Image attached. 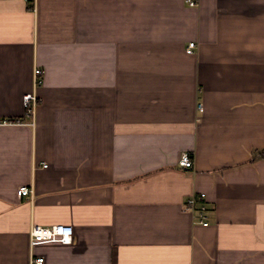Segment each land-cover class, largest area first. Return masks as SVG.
Wrapping results in <instances>:
<instances>
[{"label":"crops","instance_id":"crops-1","mask_svg":"<svg viewBox=\"0 0 264 264\" xmlns=\"http://www.w3.org/2000/svg\"><path fill=\"white\" fill-rule=\"evenodd\" d=\"M262 152L264 0H0V264H264Z\"/></svg>","mask_w":264,"mask_h":264},{"label":"built area","instance_id":"built-area-1","mask_svg":"<svg viewBox=\"0 0 264 264\" xmlns=\"http://www.w3.org/2000/svg\"><path fill=\"white\" fill-rule=\"evenodd\" d=\"M23 1H32L35 3V0H23ZM190 4L194 2L190 1ZM194 42L188 43V49L194 47ZM42 70L38 67L34 68V80L33 85L37 87L41 84L40 75ZM38 96L35 91L27 92L22 96V104L25 109V116L30 118L28 123H34L35 112L38 104ZM199 110L202 109L201 104L198 105ZM15 123H23L22 119L12 120ZM178 164L183 168H192L193 167V156L190 151L182 152ZM30 188L27 186H21L17 190L19 196L26 195L30 193ZM184 208L189 210L195 222L207 226L209 224L208 214H207V205H206V194L204 192H197L190 194L184 201ZM64 233V226L62 224H53L50 226H43L38 224H32L29 229V237L31 240H43L50 239L57 235H62ZM43 262L42 257H33L30 260L31 264H41Z\"/></svg>","mask_w":264,"mask_h":264},{"label":"trees","instance_id":"trees-1","mask_svg":"<svg viewBox=\"0 0 264 264\" xmlns=\"http://www.w3.org/2000/svg\"><path fill=\"white\" fill-rule=\"evenodd\" d=\"M262 155H264V152H262Z\"/></svg>","mask_w":264,"mask_h":264}]
</instances>
